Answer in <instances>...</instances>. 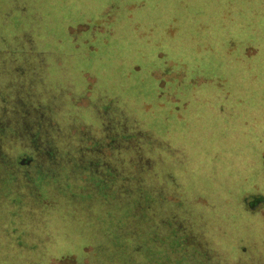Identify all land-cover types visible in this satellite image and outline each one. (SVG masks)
Instances as JSON below:
<instances>
[{
  "label": "rangeland",
  "instance_id": "1",
  "mask_svg": "<svg viewBox=\"0 0 264 264\" xmlns=\"http://www.w3.org/2000/svg\"><path fill=\"white\" fill-rule=\"evenodd\" d=\"M23 53L26 78H43L31 94L62 121L99 127L116 93L159 145L138 147L130 125L111 160L85 161L63 141L36 185L39 212L13 217L21 232L52 239L58 264H95L103 245L111 261V238L129 249L152 227L159 264H264V0H0L1 85L18 87L9 69Z\"/></svg>",
  "mask_w": 264,
  "mask_h": 264
},
{
  "label": "trees",
  "instance_id": "2",
  "mask_svg": "<svg viewBox=\"0 0 264 264\" xmlns=\"http://www.w3.org/2000/svg\"><path fill=\"white\" fill-rule=\"evenodd\" d=\"M2 34L8 35V33ZM21 35L29 40V28ZM11 37L14 40L16 36L11 35ZM158 48L161 49V47ZM33 56L35 59V54ZM26 61H31L29 53L20 54L11 62V65L14 62V67L9 69L11 70L9 72L19 74L21 78L17 88H13L15 83L11 81H5L4 85L0 84V264H58L64 256H54L52 239L40 237L34 229L32 232L27 231L28 233L21 232L16 227L13 217L16 216L18 219L23 216L35 217L39 212L38 201H41L39 199H42L43 193L36 185L39 186L47 176L51 160L59 157V152H65L68 148L64 146L63 141H69L72 137L71 139L77 144L76 150L84 156L85 161L89 159L94 161V157H97L98 161L105 156L111 160V156L118 153V150L114 148L118 147L119 138L130 135L128 128L130 125L136 127L134 136H140L138 133L142 131V137L137 139L141 141L139 144L137 142L138 147L146 143L149 147L157 148L159 136L149 127L145 128L143 122L127 109L123 102L125 98L122 97L123 100H121L116 93H111V117L106 119V112H102L99 127H94L91 123L82 120L71 122L66 117L62 121V106L47 103L43 98H35L31 94L36 92L40 85L39 81L41 82L43 78L39 72L35 71L27 79L24 68L17 65L19 62L24 65ZM21 88L29 92L22 94L24 89ZM157 89L156 96L162 99V91L158 84ZM10 90L14 93H8ZM85 91L88 90L85 89ZM171 104L173 107L180 106L177 100ZM79 141L89 146L81 148L78 145ZM159 163L160 161L157 162ZM164 171H170V169L167 168ZM159 175L168 182H173L160 171ZM121 177L119 175L117 178ZM123 178L133 180L132 176H123ZM140 185L142 186V182ZM138 190L141 196L142 187ZM147 196L151 195L147 194ZM153 216L156 217L157 214L154 212ZM156 221L157 219H154L153 222L156 224ZM153 231L156 232L154 227L149 230L150 236L147 242L140 243L138 241H142V231L140 228L135 229L132 236L135 237L133 242L137 243L129 249L123 247L124 238L121 240L111 238V261L109 245H103L101 249L105 255L102 258L95 257V264H108V262L111 264H159L160 257L156 250V238L152 236ZM171 232L173 228L169 227L166 231L167 247L165 242V248L170 251L175 246V237L170 235ZM183 247L189 251L197 250L196 247L189 246V243L184 244ZM165 255V258L173 264L190 261L187 257L183 260L171 254Z\"/></svg>",
  "mask_w": 264,
  "mask_h": 264
},
{
  "label": "flooded vegetation",
  "instance_id": "3",
  "mask_svg": "<svg viewBox=\"0 0 264 264\" xmlns=\"http://www.w3.org/2000/svg\"><path fill=\"white\" fill-rule=\"evenodd\" d=\"M251 204V203H250Z\"/></svg>",
  "mask_w": 264,
  "mask_h": 264
}]
</instances>
